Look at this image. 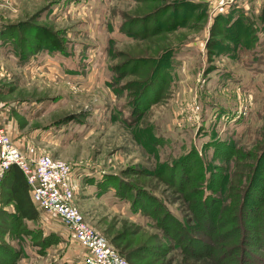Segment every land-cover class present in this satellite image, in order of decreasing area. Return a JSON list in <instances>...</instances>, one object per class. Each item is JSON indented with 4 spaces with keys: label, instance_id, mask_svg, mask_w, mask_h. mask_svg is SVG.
I'll use <instances>...</instances> for the list:
<instances>
[{
    "label": "rangeland",
    "instance_id": "rangeland-1",
    "mask_svg": "<svg viewBox=\"0 0 264 264\" xmlns=\"http://www.w3.org/2000/svg\"><path fill=\"white\" fill-rule=\"evenodd\" d=\"M229 1L0 0L1 36L24 53L19 60L0 43V111L12 122L10 136L15 131L24 153L71 167L73 204L128 264H264V182H256L264 160L247 191L264 148V38L251 58L247 39L220 32L224 23L211 32L217 12L245 3L254 20L264 0ZM208 42L215 55L206 54ZM51 47L67 56L47 55ZM169 51L178 54L167 73L159 66ZM207 131L224 142L214 152L205 147ZM190 147L219 170V202L198 203L196 156L183 167L175 162ZM103 174L124 199L99 188ZM129 186L164 207L140 194L134 209ZM165 211L187 229L167 223ZM0 220V244L18 253L16 264H40L27 253L31 244ZM59 247L50 263L77 261L75 245Z\"/></svg>",
    "mask_w": 264,
    "mask_h": 264
},
{
    "label": "trees",
    "instance_id": "trees-1",
    "mask_svg": "<svg viewBox=\"0 0 264 264\" xmlns=\"http://www.w3.org/2000/svg\"><path fill=\"white\" fill-rule=\"evenodd\" d=\"M215 21H216V24H214L213 27L211 28V32L214 30V28H215L214 32H216L217 23L222 22L224 23L223 24L224 31L220 30V32H222L223 35L231 39L233 38V40H236V38L237 39L243 38L244 43H246L247 41H248L247 43H250L247 49L253 52L252 54L254 55V56L251 55L250 57L251 58L256 57L255 54H257V57L259 56L258 55V52H259L258 49L260 47V44H258L259 37L264 38V6L262 7L261 13L259 14L258 18L254 20L252 19V16L249 13L248 9L246 10L245 8H243L241 4L240 5L235 4L229 7L228 9H226L225 11H221L217 13L215 17ZM2 25L3 24L0 23V43L1 44H3V42L7 43V45L10 46V49L14 52V55L19 60H23L24 53L22 52L21 48L17 46L16 39H12V40H10V38L4 39L3 36H1L3 31H5L7 28L6 25H5L6 28L3 27ZM231 34H233L234 36H231ZM215 35H221V34L216 33ZM245 39H247V41H245ZM214 44L212 45V42L210 43L208 42V44L206 45V48L208 49L206 51V54H208L209 56H211L212 53H214L215 55ZM45 52L47 55H54V54L58 55L59 54V56H64V57L67 56L64 51H61L54 47L47 48ZM221 52H223V49L221 50ZM177 54L178 53H176V51H169L166 54L167 57H166L165 63L164 64L162 63L159 66V69H162L167 73L170 72L173 63L175 62ZM255 62L256 61L254 60V62H252V65ZM207 133L209 134L210 140L208 143L205 144L206 145L205 147L206 149H210V151L214 152L217 145L222 144L224 142L213 137L211 132L207 131ZM151 136L153 140L158 139V141L155 142L156 144L162 143L161 136L157 137L156 134H153ZM195 156H196L195 161L198 162V166L196 170L194 171L196 173L194 176V180H195L194 182L198 183V187H196L197 194L200 195L198 203L202 206H205V205H209V202H208L209 200L211 199L217 200L215 196L214 186L217 185V180L219 178V170L218 169L211 170L210 166L209 165L207 166V164L204 162L203 155H201L193 147H190V149L187 152H185L182 156L178 157L177 158L178 161H175V160L174 161L176 163L180 162L181 164L179 166L183 167L184 165L189 164L190 161L194 160ZM263 160H264V148L258 156H254V165L250 172V176L248 177V184H249V187L247 190L248 194H249L252 183H254L255 181L254 179H255V175L257 173L258 167L259 165H261V163H263ZM174 166L175 165L173 164V162L167 165V167L172 170H174ZM184 176L186 175H182V172H180V178L185 182L187 180L186 178H184ZM109 180L110 179H108V177L103 174L99 177V179H97L96 183L99 186V188H103V190L104 188H106L107 190H110V189L113 190L114 196L119 201H121V199H124L121 196L119 188ZM258 181L264 182V176L263 178L256 180V182ZM0 185L7 186L6 192H4L5 199L2 200V197L0 198V218H3L5 222L11 226V228L17 230L16 235L18 236V240L20 242L30 243L32 248L35 250V252L41 255L44 253L46 248H48L51 245L57 244L60 239L57 234L53 232L43 234L40 228L38 227L31 228L27 225V221H33L38 218V211L36 207L30 202L31 200H29L28 193L30 195V192H29L30 189L21 171L18 170L15 166L10 167L7 170V172H5ZM1 186H0V189H1ZM129 187H130L129 194L132 197L130 206L134 207V209H137L139 205V204L137 205L138 203L137 196L140 194H144L153 203L157 204L159 208L164 207L162 201L158 197H156L154 194H151L148 190L143 189V191L139 193L138 190H136L137 188L134 189L131 186ZM213 191H214V195H213ZM1 193L2 191L0 192V195L2 196ZM245 194L247 193L245 192ZM245 194L242 196L240 202L238 203V206H243V202H245L246 200L245 198H247L245 197ZM11 201H13L12 210H8V211L3 210V206H5ZM217 202L219 201L217 200ZM165 213H166L165 218L167 217L166 219L167 223L169 222L173 224L177 228V230L181 232L187 229L186 223L183 218L179 219L176 216H174L171 212H168V211H165ZM192 240H196V238H193ZM200 244L205 249H209L212 247V245L204 243V242H200ZM4 250H5L4 245L0 244V251H2L1 254L6 259L7 261L6 263L16 264L17 260L20 257V256L17 257L18 253L16 254V252H11V250L9 249L8 251L7 250L4 251ZM180 252L182 253L183 251L181 250ZM63 264H73V263L64 262Z\"/></svg>",
    "mask_w": 264,
    "mask_h": 264
},
{
    "label": "built area",
    "instance_id": "built-area-1",
    "mask_svg": "<svg viewBox=\"0 0 264 264\" xmlns=\"http://www.w3.org/2000/svg\"><path fill=\"white\" fill-rule=\"evenodd\" d=\"M241 6L246 9L245 3ZM32 155L21 151L10 132L0 127V184L10 167L15 166L21 171L29 186L32 203L47 220L62 227L60 243L75 245L79 249L76 262L75 258L63 261L73 264H128L101 234L84 222L73 204L71 167L45 154ZM71 250L69 248V253Z\"/></svg>",
    "mask_w": 264,
    "mask_h": 264
},
{
    "label": "crops",
    "instance_id": "crops-1",
    "mask_svg": "<svg viewBox=\"0 0 264 264\" xmlns=\"http://www.w3.org/2000/svg\"><path fill=\"white\" fill-rule=\"evenodd\" d=\"M10 124H12V122L9 120V118L4 117L3 116V112L0 111V127L1 128H4L5 130L6 129L8 130V128H9L8 125H10ZM14 132L15 131H11V136L13 138H16L17 137V134L14 135ZM17 142H18V140H17ZM75 177H76V175H73V173H72L71 181H72V179L73 180L76 179ZM92 182L94 183L95 181L92 180ZM28 197H29V200H31L29 193H28ZM11 202H9L5 206H3V210H6V211L12 210L11 208L13 207V204H11ZM30 202L32 203V201H30ZM37 211H38V218L36 220H33V221H27V225L29 227H31V228L32 227H38V228H40L42 230L43 234H47V233L53 232V233L57 234L59 236V238H61L60 236L62 235V232H63L62 227L59 226V224L57 225L56 223H54V222H52L50 220H47L38 209H37ZM60 244L61 243L59 241L57 244H54V245L49 246L48 248H46V250L44 251V253L42 255L36 253L35 250H33V248H32V250L31 249H28L27 253H29V255L32 256V257L33 256L39 257L40 264H52V263H50V260H49L50 255H48V254L49 253L52 254L51 253L52 251H53V254H55V252H57V249L60 248L59 247ZM35 254H37V255H35ZM71 254H73V253H71ZM43 255H47V256L46 257H43ZM25 259H27V258H25ZM64 260H69V259H64ZM52 261H55L54 263H57L55 258H52ZM64 262L65 261L61 262L60 264H63ZM65 263H67V262H65ZM57 264H59V262Z\"/></svg>",
    "mask_w": 264,
    "mask_h": 264
}]
</instances>
